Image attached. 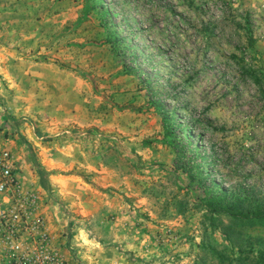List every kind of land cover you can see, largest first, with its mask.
<instances>
[{
	"label": "rangeland",
	"instance_id": "rangeland-1",
	"mask_svg": "<svg viewBox=\"0 0 264 264\" xmlns=\"http://www.w3.org/2000/svg\"><path fill=\"white\" fill-rule=\"evenodd\" d=\"M25 1L0 29V146L46 221L36 264H82L78 234L128 264H264V226L205 208L264 196V0ZM29 129L103 194L90 206L117 212L82 214L42 184Z\"/></svg>",
	"mask_w": 264,
	"mask_h": 264
},
{
	"label": "crops",
	"instance_id": "crops-1",
	"mask_svg": "<svg viewBox=\"0 0 264 264\" xmlns=\"http://www.w3.org/2000/svg\"><path fill=\"white\" fill-rule=\"evenodd\" d=\"M29 5L25 0H0V29L7 24L12 26L16 25L18 23V15ZM28 132V136L32 138L34 144L38 145L36 155L42 169V184L51 185L53 188L57 189L64 198L73 203V209L82 214L95 216L96 212L103 213L108 211L109 214L117 212L116 210H107L106 205L96 203V207L90 206L88 200L92 198L104 202L105 199L102 197L103 194H99L98 191H95L94 194H92L93 192L90 190L89 185L83 182L78 175H68L64 172V170L70 168L71 161L68 162V159L64 155L63 148H58L57 153H54L52 150L55 148H47L45 147L46 144L43 145V141L39 142L38 140H35L34 136L37 130L33 132L29 129ZM9 145L13 146V143H10ZM33 180L35 181L36 179L34 178ZM90 192L92 194L91 197H89L88 194ZM65 220V217L56 214L53 211L50 214L49 227L54 233L56 239H58L59 234L64 228ZM115 229L116 228L111 229L108 227L106 232L109 231L114 233ZM74 247H76L80 253L83 260L82 264H128L125 263L126 261L123 254L119 252L116 254L115 251L112 250L113 248H98L94 242L87 240L84 235H77L74 240ZM60 251H62L65 258L70 260L68 255L69 252L65 248H61ZM3 262L4 260L0 253V264H3Z\"/></svg>",
	"mask_w": 264,
	"mask_h": 264
},
{
	"label": "built area",
	"instance_id": "built-area-1",
	"mask_svg": "<svg viewBox=\"0 0 264 264\" xmlns=\"http://www.w3.org/2000/svg\"><path fill=\"white\" fill-rule=\"evenodd\" d=\"M0 146V236L6 241L12 260L18 264H36L40 256L29 255L32 245L45 246L49 236L46 221L36 212L34 189L25 186L15 166V155L8 145Z\"/></svg>",
	"mask_w": 264,
	"mask_h": 264
},
{
	"label": "trees",
	"instance_id": "trees-1",
	"mask_svg": "<svg viewBox=\"0 0 264 264\" xmlns=\"http://www.w3.org/2000/svg\"><path fill=\"white\" fill-rule=\"evenodd\" d=\"M253 43L254 40L251 39L250 44ZM225 194L226 196L215 193L207 195L205 200L206 210L209 213L226 215L247 225L264 226V196L255 200L254 197H251L252 195L241 198L235 195L230 196L228 193ZM252 201L255 202V205H252ZM251 206H254L253 209H251ZM259 257L263 259L264 254L261 252Z\"/></svg>",
	"mask_w": 264,
	"mask_h": 264
}]
</instances>
